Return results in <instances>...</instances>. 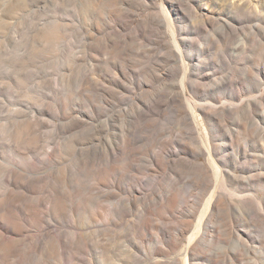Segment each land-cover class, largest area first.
<instances>
[{
  "label": "rangeland",
  "instance_id": "obj_1",
  "mask_svg": "<svg viewBox=\"0 0 264 264\" xmlns=\"http://www.w3.org/2000/svg\"><path fill=\"white\" fill-rule=\"evenodd\" d=\"M160 1L0 0V179L5 173L9 174L19 168L16 172L22 174V163L29 161L27 163L30 164L34 160L33 163L37 165L43 157L46 158L48 150L58 148L51 164L53 166L50 165L52 168L48 166L51 162H48L46 168L49 170L41 168L40 172L52 171L55 172V176H61L63 173L62 176L66 179H75L73 184L76 183L75 186H79L89 200L90 196L101 194L96 197L99 204L90 202L88 210H80L79 216L76 217L77 230L82 234V245L85 248L84 253L79 254L83 264H170L168 260L178 254L179 249L188 243L189 237L188 235L182 237L179 242L180 248L173 249L168 234L162 236V232L168 231L167 228L170 226L177 228L185 225L187 228H193L206 200L203 198L208 196L203 197V194L193 188V184L199 180L204 182L207 180V184L208 181L212 184L216 182L213 169L206 161V155L198 157L181 155L182 159L177 160L175 171L178 175L171 172L169 177L161 173L163 171L156 163L157 157L162 163H166L167 160L164 154L163 157L157 156L159 141L171 142L169 149L175 148L176 139L197 148V145L202 146L203 142L200 139L207 138L206 133H210L207 120L202 118L200 126L194 131L188 124L185 114L177 111L179 109L177 107L181 105V98L178 99L179 96L173 87L179 85L178 81L181 78L179 69H182V64L179 57H170L167 67L173 72L171 77L168 76L167 69L162 70L166 79L171 81L168 80L167 84L163 85L145 83V77L151 68L154 66L158 68L157 60L159 59V64H164L162 60L166 54L169 56V51L164 49L166 47L174 49L173 37L168 32L166 24L160 21L164 20ZM172 1L178 4L181 2L182 12L185 14L184 18L177 11L171 10L169 12L172 18L177 25H186L187 39L192 33H195L196 37L190 62L189 93L195 94L198 103H203L207 108L226 101L241 104L242 100L246 99V104L241 107L240 117L237 119L238 126L234 125L231 118L225 121L228 130H235L230 138L233 143V149L230 151L233 163H236L237 150L241 149L242 152L246 150V159L240 158L236 169H233L241 174L243 165L246 164L244 193L249 197V203L246 202V215L236 212L232 214L227 210L219 212L214 219L218 227L216 238L209 242L208 249L214 258L219 260V264H264V217L262 220L258 219L256 212L254 213L260 210L264 214V210H261L264 209V30L256 26L259 23L264 26V14L262 17L250 19L246 8V21L237 25L233 22V12L222 8L227 0ZM203 8L208 13L207 16L202 14ZM208 16H214L216 22L200 29L199 26ZM154 19L160 25L163 23L162 26L154 24L156 22ZM225 19L232 21L233 32L220 37ZM141 24H147L148 29L156 31L159 29L161 36L163 35L164 45L153 42L152 39L155 37L153 38L150 32L149 41L142 38L137 33V28ZM123 47L130 48V51L121 53ZM105 60L126 65L127 75L119 79L121 85L117 82L114 86L111 84L116 70L113 66H104ZM199 66L204 67L209 74L208 78H203V69L202 74H199ZM225 78L229 79L226 85L214 86V82H220ZM141 82L146 84L142 88L139 85ZM113 88L118 92L115 94L116 99L110 97L111 105L108 106L102 97L106 92L112 93ZM169 95L180 102L176 100L170 104L164 114L155 116L156 113H149L146 118L137 115L141 109L137 108L140 100L155 108L153 101L159 99L164 101ZM248 102H251L250 108ZM102 106L108 109L116 106V110H124L123 119L120 124H116L115 129L116 132L118 130L122 141L128 140L129 136L131 138L130 129L135 133L136 141H132L134 143L130 145L131 147L124 142L126 153H123L124 157H120L122 165L119 163V166L123 168L120 183L115 175H110L108 180H101L95 175L89 159L90 143L88 146L85 145L86 147L78 144L80 139L90 136L88 133L91 132V118L94 124L100 121V118H96V113ZM69 113L72 118L67 115ZM80 115L83 117L80 120H84V123L69 127L68 131V125L74 120L77 122L76 119ZM106 115L101 117V120L106 119ZM84 117L89 122L85 121ZM130 125L134 129L130 128ZM109 131L116 133L114 129ZM200 131L203 138L198 136ZM30 141L36 149L30 150L27 147ZM13 148L19 149L23 155L12 151ZM134 151L138 152L137 155ZM131 161H134L133 164ZM24 174L27 175V172L24 171ZM1 181L2 179L0 195L4 191ZM228 188L234 192L240 189L238 180L228 182ZM130 189H136L138 194L131 193ZM165 190H171L178 195V212H171L165 206H161ZM13 191L20 193L15 188ZM37 191L35 194L25 193L28 201L29 199L31 201L33 195L41 193L48 195V192H53L52 186L44 182ZM244 193L242 194L245 196ZM200 195L203 197L202 200ZM106 196L108 197L105 198ZM129 198L133 199L134 206L128 203ZM124 202H127V207H131L130 211L125 210L128 208L123 207ZM78 206L82 207V204L79 203ZM250 208L252 209L249 210ZM91 212H98L97 220H87ZM8 222L6 220L5 225L13 224ZM245 224L246 242L243 245L233 238L229 239L231 236L229 231L242 230ZM11 225L9 227H12ZM51 227L52 230L56 229L55 225ZM33 230L36 232L35 227L26 224L24 234L35 235ZM30 248L23 242L12 251L9 241H0V264H68L67 257L55 252L53 248L28 252L31 251ZM165 249H168L170 254L167 258H162L161 252ZM44 250L49 255L45 254L47 252ZM236 257L243 260L238 263ZM206 263L201 261V264Z\"/></svg>",
  "mask_w": 264,
  "mask_h": 264
},
{
  "label": "bare ground",
  "instance_id": "obj_2",
  "mask_svg": "<svg viewBox=\"0 0 264 264\" xmlns=\"http://www.w3.org/2000/svg\"><path fill=\"white\" fill-rule=\"evenodd\" d=\"M160 2H161L160 7H161V10L163 13L164 20H162V19L161 20L159 19V20L166 24V27L169 30L168 32L172 35L173 41L172 40L171 41L174 43V49H173V47L172 48L166 47V49H164V50L169 51V56H168V54L165 53L167 56H165L164 59L162 58L163 59L162 61L164 64H159V62H158L159 59L157 58L158 63L156 61L155 62H156V65H158V68L155 66L151 68L150 72L147 74V77H145V83H149L150 85H154L155 83H160L162 85L167 84L166 81H168L170 79H166L165 74L162 72V70L167 69L168 76L171 77L173 75V72L170 68L167 67L168 62L170 61V57L171 58L172 57L175 58L176 56L179 57L180 62L182 64V69L181 70L179 69V72L181 73V78H180V81L177 80L179 82V85L173 87L174 92L175 93L177 92V94L179 96L178 99L181 98L180 99L181 102L176 99L177 101H179L181 103V105L178 104L180 107H177V109L179 108L177 111H178V113L185 114V117L188 121V124L190 125V127L193 128V130L197 129L200 126V123L202 122L201 119L204 118L205 120H207V122L210 125V133L207 132L206 133L207 138L204 139L202 136V132L201 131L198 132V136L203 138V139H200V140H202L203 143L200 141L202 143V146L197 145V148H192L188 144L183 143L181 140L176 139L174 141V143L176 144L175 148L169 149L168 146L170 145L171 142L168 143V141H159V145H158L159 146V154L157 156L162 155V157H163V154H164V157L165 156L167 157L166 158L167 164L165 162L162 163V161H160L161 159L158 160L159 157H157L158 159H156L157 160L156 163L162 169L163 172H161V173H163L165 177L166 176L169 177L171 172L178 175V172H175V171H176V166H177V162H178L177 160L179 158H181V155L182 156L187 155L190 157H192V156L198 157L201 155H206V158H207L206 161L209 163L210 167L213 169L212 171L214 172L215 177H216L215 184H212L209 181L207 184L206 183L207 180L205 182L203 180H199L198 182L193 184V188L198 190V192L201 195L203 194L202 195L203 197L205 195H208L207 197L205 196L204 198L201 197V195H200V198H201L200 200H202V198L203 199L206 198V200H204L205 202H204L203 208L200 212L199 218L196 221L197 223L195 224V226L193 228L192 227L187 228V227H185V225H181L177 228L170 226L167 228L168 231H166L164 233L162 232V234H163L162 236L168 234L167 236L171 239V244H172L171 248H173V249H175V248L179 249L180 248L179 242L181 241L182 237H184L185 235H188V237H189L188 243H186V245L183 248L179 249L178 254L175 257H171L168 260V262L170 264H201V261L207 262L206 264H219V260H216L208 249L209 248V242L215 240V238H216L215 234L218 230V227L216 226L215 221H214L215 216H217L218 213L221 212L222 210H227L229 213H232V214H234L236 212L240 215H242V214L246 215V202L248 201V198H249L246 196V193H244V191H246V188L244 187L246 184V175H244V174H246V164L244 163L243 168H242L243 170H242L241 174H238L236 171H233L234 168L236 169V165L239 164L240 158H244V160L246 159V150H244L242 152L241 149H238L237 150V158H236L237 164L233 163V161L230 158V151H231V149H233V143L231 142L230 138H232V133L235 132V130L234 129L228 130L226 128V124H225V121L227 120V118H231L234 122V125L236 127L238 126L239 122H237V119L240 117V112H241L240 109H242L241 107H243V105L246 104V99H243L241 104H237L236 102L230 103V102L226 101V102H222L220 104L216 103L215 105H213L214 104L213 103L212 104L213 106H211V107L208 106V108H207L206 106L203 105V103H198V100L196 99L197 96L195 94L192 95L191 93H189L188 84L190 83L189 78H190V74H191V70H190L191 69V63L190 62L192 61V57H191L192 49H193V45H194V40L196 39V37H194L195 33H192L191 36H190V33H188L190 38L187 39L186 38V33H187L186 25H177L176 22L174 21V19L172 18L170 12H169L171 10H175L185 18V14L182 12L181 2H179V4L177 2L172 1V0H161ZM257 3H259L261 5H258ZM222 8H224L225 10L232 11L234 14L233 15V22L236 23L237 25H239V23L246 21V8L248 9L249 16L251 17L250 19L255 18L256 16L262 17V15L264 14V0H227V2L224 5H222ZM201 12L205 16L208 15V13L205 11L204 8H203V10H201ZM236 12H240L241 14L237 15ZM229 19H231V18H229ZM229 19L223 20L224 23L221 26V33L219 34L220 37L231 34L233 32L232 31L233 23ZM155 21L156 22H154V24L162 26L163 23L160 25V23L157 20H155ZM214 22H216V18L214 16H208L207 19L204 21V23L201 26H199V28L201 29L203 27H206L207 25L213 24ZM146 25H142V24L139 25L137 28V33L140 34L142 36V38H144L146 40H148L149 37H151V36H153V38L155 37V39H152V41L154 40L153 42L158 43V45L163 43L164 42L162 40L163 35L161 36V32H159L160 30L157 29V31H156V30L151 29V28L148 29V27ZM256 26H258L257 27L258 29L262 28L264 30V26H262L261 23L257 24ZM149 32L151 33V36L148 35ZM155 43H153V44H155ZM163 45H164V43H163ZM119 49H118V51H119ZM204 49H205V47L202 48V51ZM114 51H112V52H114ZM120 51H121V53L125 54V53H128V51H130V48L123 47ZM146 51H150V49L149 50L146 49ZM150 55H151V53H150ZM152 56L155 57V55H152ZM201 56H203V55H201ZM156 57H157V55H156ZM104 63H105L104 66L110 65V66H113L116 70L114 72V76L112 78L113 82L111 84H113V86H114L115 82H117V84L121 85V81L119 79L121 77H125L127 75L126 65L125 64L119 65L117 63H112L111 61H107V60H105ZM160 65H161V67H160ZM110 69H109V71H110ZM201 69H203V72H204L203 78H208L209 74L206 73L203 66H201V67L199 66V70H200L199 74H202ZM228 81H229V79L225 78V79L221 80L220 82H214V86L219 87L220 85H226ZM145 83L141 82V84H139V85H141V88L146 85ZM165 88H166V86H165ZM166 89H168V88H166ZM141 91H143V90H141ZM117 92H118V90L113 88L112 93H108V92L104 93L102 99L103 98H105V99H103V101L108 106H110L111 105L110 97L116 99L115 94ZM172 95H169L167 98H164L165 99L164 101H162L160 99L158 101H153L155 108L149 107L148 106L149 104H146V102H143V100L142 101L140 100V103L138 102L139 106L137 108H139V109L141 108V109H140V111H138L137 115L138 116L141 115L142 117L146 118L149 116V113L150 114L156 113L155 116H157V114L159 116H160V114H164L166 107H169V106H171L170 104L176 102V100L174 99V97ZM153 99H154V97H153ZM207 101L208 100H206V102ZM209 102H210V100H209ZM132 106H134V105H132ZM136 106H137V104H136ZM136 106H134V107H136ZM248 106H249L248 108H250L251 102H248ZM115 108H116V106H115ZM115 108L113 106L111 109H108L107 107L102 106L101 109H99L100 111L98 110L99 112L96 113L97 114L96 118L97 117L100 118L99 119L100 121L98 122V124H96L97 122L94 124L93 118H91V122H92L91 126H90L91 132L88 133V134H90V136H86L88 134H84L86 137H84L83 139H80V141H78V144L85 146V145L90 143V158L88 155L87 156L90 159V165L92 166V171H94L96 173L95 175L100 177L101 180H104V179L108 180V178L111 177L110 175H112V176L115 175V177L118 179L117 181H119L118 183H120L121 177L123 174L121 172V170L123 168L121 166H119L120 157L123 156V153H126L124 142H127L128 143L127 145L130 146L132 143H134L132 141H136V139L134 138L135 133H132V129H130L129 134L131 135V138L129 136L127 138L128 140H126V139H125V141L121 140L120 135H118V133H117L118 130L116 132L115 129H116V124L117 123L120 124L121 120L123 119V111L124 110H116ZM137 108H135V109H137ZM125 109L127 110V108H125ZM135 109H134V111H135ZM245 110H246V106H245ZM126 112L128 113V111H126ZM70 114L71 113H69L67 115H70ZM108 114H109V116H108ZM181 114H179V115L181 116ZM105 115L107 116V118L101 120L102 119L101 117H103ZM173 116H175V115H173ZM12 117H13V115H12ZM70 117H71V115H70ZM127 117L128 116H126V118ZM129 117H131V116H129ZM80 119H83V117L81 115L78 119H76L77 122H74L75 120L73 119L74 120L73 123L68 125V131H69V127L70 128L76 127V125L78 126L82 122L84 123V120L82 121ZM85 121H88V120H86V118H85ZM136 121H139V120L136 119ZM70 122H72V121H70ZM148 124H149V122H148ZM188 124H187V126H188ZM65 125H67V124H65ZM88 125H89V123H88ZM122 125H123V123H122ZM80 126H79V128H80ZM127 127H125V128L127 129ZM131 127L132 126L130 125V128ZM125 128H123V129H125ZM132 128L134 129V127H132ZM150 128H151V126H150ZM153 128H155V127L153 126ZM192 128H190V129H192ZM111 129H114V132H116V133L109 131ZM66 130H67V128H66ZM197 131L198 130H196V132ZM121 133H122V131H121ZM126 133H127V131H126ZM22 135H24V134H22ZM80 135H82V134H80ZM127 135L128 134H126V136ZM137 139H138V137H137ZM31 141L33 142V140H31ZM31 141H30V143H27V147L30 150H32L33 148L36 149V147H34V144H32ZM17 142H18V140H17ZM13 147H14V145H13ZM8 148H9V146H8ZM11 149H12V147H11ZM68 149H69V147H68ZM84 149H86V148H84ZM25 150H27V149H25ZM57 150H58L57 147H56V150L54 148H52L51 150H48L46 153V158L43 157V159L40 160V162H39V163H41L40 166H37V165H39V163L37 165L34 164L33 163L34 160L30 164L27 163V162H29V161H27L26 162L27 164L22 163V165H24V166L21 165V169H23L22 174L16 172V171H19V169H20L19 168L17 170L14 169L15 170L14 172H11L9 174L5 173L4 176H1L2 177L1 178L2 179L1 184L4 187V191L0 195V227H1V229H0V241H9L11 243L12 251L16 250L17 247H20V245L23 242L26 243V246L28 248L31 247L30 248L31 251H28V252H32V250H34V251L40 250L41 251V249H47L50 247V248H53L55 250V252H57L61 255H65L68 259V264H83V259H81L79 257V254L84 253L83 251L85 248H83V245H82V243H83L82 234L80 231L77 230L78 229V226H77L78 223H76V221H77L76 217L79 216L80 210H88L87 208H89L88 206H89L90 202H94V203L99 204L98 200H96V197L100 196L101 194L97 195V196H90V200H89V198L83 193V191L78 188L79 186L77 185L78 187H76L75 186L76 183L73 184L75 182V179L74 180H72L73 178L71 180L66 179V177L62 176L63 173L61 174V176H55L56 175V174H54L55 172L53 173L52 171H47V172L44 171L45 173L44 172L41 173L39 169L43 168V170H44V168L50 166L53 163L52 161H54L53 159H55V157L57 155L55 151H57ZM132 150H133V148H132ZM12 151H16V153L18 152L20 155H23L22 153H20L19 149H17V148H13ZM76 151H78V150H76ZM136 151H134V152H136ZM87 153H88V151H87ZM137 153L138 152H136V155H137ZM134 155L135 154H133V156ZM88 158L86 157V160ZM25 159H23V160H25ZM27 160H30V159H27ZM21 162H23V161H21ZM48 162H51V163L48 165ZM133 162H132V164H133ZM14 165H16V164L14 163ZM46 165H48V166H46ZM51 166H53V165H51ZM232 166H234V167H232ZM120 167H121V169H120ZM183 167H184V165H183ZM203 168L205 169V166H203ZM43 170H41V171H43ZM47 170H49V168ZM24 171H25V173L27 172V175L24 174ZM98 177H96V178H98ZM110 180H111V178H110ZM236 180H238V185H239L240 189L236 190L238 192L235 191L236 192L235 193L233 190L228 188V182L233 183ZM43 182H44V184L51 185L53 192L52 191H51V193L48 192V195H43L42 193H41L42 195L41 194L40 195L38 194L37 196L33 195V197H32L33 199L31 198V201H30V199L28 201V196L26 197L25 193H29V194L38 193L37 190L40 189V185ZM59 184H60V186H58ZM158 184H160V183H158ZM11 186H13V188H11ZM172 186H173V184H172ZM172 186L170 185V187H172ZM14 188L19 190L20 193H15L14 192L15 190L13 191ZM130 190H132V189H130ZM171 190H165V192L163 193V195H162L163 200H162L161 206H163V207L165 206V208L168 209L169 211L175 212V211L179 210L178 209L179 198H178V195L173 193ZM41 191H42V189H41ZM131 193H137V190L133 189ZM242 193H244L245 196ZM107 197L108 196H106L105 198H107ZM134 197L136 198L135 195H134ZM251 201H253L252 198H251ZM79 203L82 204V207L78 206ZM128 203H130V206L131 205L134 206V204H135L133 202V199H131V198H129ZM248 203H249V201H248ZM123 207L128 208V209H125L126 211H130L131 207H129V206L127 207V202L123 203ZM145 209L149 210L150 208H145ZM251 209L252 208H250L249 210H251ZM255 210H257V209H255ZM261 210H264V209H261ZM123 212H125V211H123ZM255 212H256L258 219H261L262 217H264L263 211L259 210V211H254V213ZM97 219H98V212L97 213L91 212L87 216L88 221H95ZM6 220L9 221L8 223H10V222L13 223L12 225L10 223V225L12 227H9L10 225L8 226L7 223H6L7 225H5ZM26 224H29L30 227H35L37 233L33 230L35 232V235H32V234H30L28 236H27V234L25 235L24 232H25ZM52 225L56 226L55 230L51 229ZM72 228L75 230H71ZM172 229H174V231H172ZM30 230H31V228H30ZM245 234H246V224L243 226L242 230H240V229L234 230L233 229V230L229 231V235H231L229 237V239L233 238L236 240V242H239L243 245V243L246 242ZM34 237H36V239ZM245 248H246V245H245ZM45 251L46 250H44V252ZM50 253L53 254V252H51V251H50ZM45 254H48V252ZM169 254H170V251L168 249L162 250V252H161L162 258L163 257L167 258V256ZM67 259H66V261H67ZM235 259L238 263L243 260L242 258L240 259V257H236ZM61 260H62V258H61ZM17 264H19V263H17Z\"/></svg>",
  "mask_w": 264,
  "mask_h": 264
}]
</instances>
